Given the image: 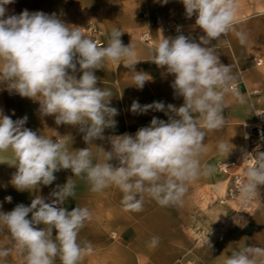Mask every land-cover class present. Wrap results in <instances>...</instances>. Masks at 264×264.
Returning a JSON list of instances; mask_svg holds the SVG:
<instances>
[{"label": "clouds", "instance_id": "clouds-1", "mask_svg": "<svg viewBox=\"0 0 264 264\" xmlns=\"http://www.w3.org/2000/svg\"><path fill=\"white\" fill-rule=\"evenodd\" d=\"M14 2L0 0V84L10 93L38 101L40 115L54 116L57 125L78 126L88 146L104 140V130L116 127L118 111L110 106L111 90L97 87L95 70L102 69L105 61L122 63L134 73L132 86L142 89L150 79L135 70L139 61L133 46L124 45L118 27L111 30L107 46L99 47L80 27L67 25L55 13L23 10L7 15L6 6ZM181 2L186 18L196 17L193 29L198 27L204 35L199 42L184 34L164 37L150 51L151 62L174 76L171 87L175 97L183 98L182 106L163 102L141 106L134 101L132 113L163 111L167 122L153 117L135 135L108 137L111 150L104 151L100 162H94L90 147L70 151L63 139L54 141L24 127L27 116L14 121L0 109V154L11 153L10 166L17 169L11 184L18 191L51 185L54 173L61 170L73 173L50 193L49 202L36 196L30 206L18 204L10 212H0V230L7 229L15 242V249H0V258L15 250L24 254L25 264H56L57 259L60 264H81L92 254L90 242L84 246L78 242L92 212L88 207L71 211L63 207L69 197L75 198L73 177L86 180L93 193L118 187L124 211L141 212L146 197L161 207H182L191 183L214 174L215 168L202 160L205 137L225 126V97L231 95L239 102L244 98L233 88L237 77L231 66L221 63L211 42L233 32L246 46L248 34L236 27L237 0ZM77 72L82 73L79 78ZM231 150L218 142L219 153ZM244 176L238 191L241 203L247 204L264 187V152L256 154ZM5 200L11 202L12 197ZM158 243L159 237L153 236L149 245ZM206 246L211 248L208 241ZM223 264H264V247L232 248Z\"/></svg>", "mask_w": 264, "mask_h": 264}, {"label": "crops", "instance_id": "crops-1", "mask_svg": "<svg viewBox=\"0 0 264 264\" xmlns=\"http://www.w3.org/2000/svg\"><path fill=\"white\" fill-rule=\"evenodd\" d=\"M237 4L236 27L248 34L247 45H240L233 32L219 42H211L216 45L221 63L231 66L237 77L233 88L244 98V102H239L231 95L226 96L225 126L208 132L205 137L207 151L202 160L215 168L214 174L191 183L182 207H161L146 197L141 212L124 211L123 194L118 187L110 186L93 193L86 180L73 177L76 195L69 197L63 207L69 211L77 206L88 207L92 212V219L79 233L78 242L82 246L90 242L93 252L86 255L81 264H223L232 248L264 247V187L258 190L251 211H238L237 202L232 200L221 202L228 180L219 170V164L241 162L248 149L251 126L258 121V111L264 110V0H237ZM6 8L7 15H18L23 10L55 13L67 25L80 27L89 39L84 26L96 20L105 31L104 45H97L99 47L107 46L111 30L118 27L123 32L124 45L131 44L136 52L139 62L135 70L149 75L150 80L138 89L132 86L134 73L122 63L105 61L102 69L95 70L99 78L97 87L111 90L110 106L116 108L118 114L114 117L116 127L105 129V139L89 146L83 141L78 126L57 125L54 116L40 115L38 101L10 93L0 84V109L14 121L27 116L24 127L38 135L52 136L54 141L63 139L70 151L90 147L94 162H100L104 151L111 150L108 137L125 133L135 135L141 127L149 126L153 117L167 122L168 116L163 111L132 113L130 108L134 101L141 106L153 102L182 106L183 98L175 97L171 87L174 76L151 62L150 51L164 37L184 34L199 42V36L204 35L198 27L193 29L196 17L186 18L181 0H169L167 4L160 0H15ZM169 19H176L184 26V31L179 34L165 32L163 24ZM144 33L150 38L146 39ZM76 75L79 78L82 73ZM220 141L232 149L230 153L217 151ZM0 157H3L0 159V212H10L18 204L30 206L36 196L49 202V195L56 186L65 184L73 176L71 170H61L54 173L56 180L51 185L18 191L11 184L17 170L10 166L11 153H2ZM7 196L12 197L11 202L5 200ZM55 235L53 230V237ZM153 236L159 237L155 247L149 245ZM207 241L211 248H207ZM2 248L15 249L7 229L0 230ZM0 264H25L24 254L13 250L7 258H0ZM56 264H60L59 259Z\"/></svg>", "mask_w": 264, "mask_h": 264}, {"label": "built area", "instance_id": "built-area-1", "mask_svg": "<svg viewBox=\"0 0 264 264\" xmlns=\"http://www.w3.org/2000/svg\"><path fill=\"white\" fill-rule=\"evenodd\" d=\"M163 29L167 33L179 34L184 31V26L176 19H169L163 24ZM89 31L94 37V42L99 46L103 45V41H101L99 37L101 35V30L91 23L89 24ZM149 38L150 37L146 36V39ZM257 62L261 63L260 61ZM257 118V123L252 125L249 131L248 149L241 162L225 161L219 164V170L227 175L228 180L227 192L225 197L221 199V202L223 203L229 199L237 201L239 209L247 211L252 210L256 198L249 201L247 204H242L239 199L238 187L244 182L245 169L251 166V162L255 158L256 154L264 152V110L258 111ZM237 167L241 168V170H235Z\"/></svg>", "mask_w": 264, "mask_h": 264}, {"label": "rangeland", "instance_id": "rangeland-1", "mask_svg": "<svg viewBox=\"0 0 264 264\" xmlns=\"http://www.w3.org/2000/svg\"><path fill=\"white\" fill-rule=\"evenodd\" d=\"M94 24L96 27H98L100 30H101V35L99 36L100 37V40L101 41H103V45H104V40H103V36H104V34H105V31H104V29H103V27H102V25L101 24H98V22L96 21V20H90L85 26H84V32L93 40V42H94V37H93V35L91 34V32L89 31V24ZM144 36H145V38H146V36L147 37H149L148 35H147V33H144ZM98 45V44H97ZM100 46H102V45H100ZM230 200V199H229ZM232 201H234V200H232ZM235 202H237V201H235ZM237 207H238V204H237ZM238 211H242L241 209H239V207H238ZM243 211H247V210H243ZM182 263V262H181ZM183 264H191V263H186V262H183Z\"/></svg>", "mask_w": 264, "mask_h": 264}]
</instances>
